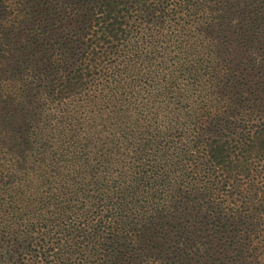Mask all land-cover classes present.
Returning a JSON list of instances; mask_svg holds the SVG:
<instances>
[{
  "label": "trees",
  "instance_id": "trees-1",
  "mask_svg": "<svg viewBox=\"0 0 264 264\" xmlns=\"http://www.w3.org/2000/svg\"><path fill=\"white\" fill-rule=\"evenodd\" d=\"M0 264H264V0H0Z\"/></svg>",
  "mask_w": 264,
  "mask_h": 264
}]
</instances>
